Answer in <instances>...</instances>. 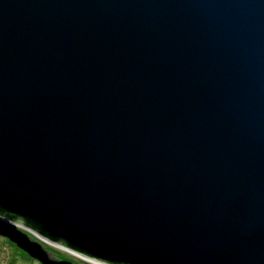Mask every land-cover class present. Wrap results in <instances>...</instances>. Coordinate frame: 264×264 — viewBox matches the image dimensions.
Segmentation results:
<instances>
[{"label":"water","instance_id":"obj_1","mask_svg":"<svg viewBox=\"0 0 264 264\" xmlns=\"http://www.w3.org/2000/svg\"><path fill=\"white\" fill-rule=\"evenodd\" d=\"M0 215L106 264H264V0H0Z\"/></svg>","mask_w":264,"mask_h":264},{"label":"trees","instance_id":"obj_2","mask_svg":"<svg viewBox=\"0 0 264 264\" xmlns=\"http://www.w3.org/2000/svg\"><path fill=\"white\" fill-rule=\"evenodd\" d=\"M0 236L37 264H89L67 251L42 241L28 229L0 223ZM40 248L43 251H50L53 255L48 258L44 254L37 253Z\"/></svg>","mask_w":264,"mask_h":264},{"label":"rangeland","instance_id":"obj_3","mask_svg":"<svg viewBox=\"0 0 264 264\" xmlns=\"http://www.w3.org/2000/svg\"><path fill=\"white\" fill-rule=\"evenodd\" d=\"M4 220V221H1ZM0 223L1 224H9L11 226L17 227V228H24L22 225H20L19 223H15L9 219L0 218ZM24 229H28V228H24ZM29 230V229H28ZM41 238V237H40ZM42 241L51 244L59 249L68 251L69 253H71L72 255L78 257V258H86L88 259L87 261L91 260L94 261V263L97 264H104L101 263L95 259L86 257L84 255H81L79 253H76L68 248H66L65 246L61 245V244H56V243H51L45 239L42 238ZM39 254H44L46 257H51L53 254L50 251H43L41 248L38 250ZM85 260V259H84ZM87 261H85L87 263ZM92 263V264H94ZM0 264H37L35 261H31L30 258H28L21 250L19 249H15L13 246L9 245L6 241H4V239L0 236ZM90 264V263H89Z\"/></svg>","mask_w":264,"mask_h":264},{"label":"bare ground","instance_id":"obj_4","mask_svg":"<svg viewBox=\"0 0 264 264\" xmlns=\"http://www.w3.org/2000/svg\"><path fill=\"white\" fill-rule=\"evenodd\" d=\"M0 216H1V215H0ZM1 217H3V216H1ZM9 220H10V219H9ZM2 221H3V220H2ZM11 221H12V220H11ZM26 228H28V227H26ZM28 229H29L30 232H32V233L34 232L32 229H30V228H28ZM102 263H104V262H102ZM104 264H106V263H104Z\"/></svg>","mask_w":264,"mask_h":264}]
</instances>
